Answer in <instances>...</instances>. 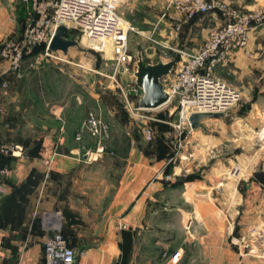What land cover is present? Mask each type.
<instances>
[{"label": "crops", "instance_id": "0c3cea01", "mask_svg": "<svg viewBox=\"0 0 264 264\" xmlns=\"http://www.w3.org/2000/svg\"><path fill=\"white\" fill-rule=\"evenodd\" d=\"M221 1L244 10L264 5ZM33 10V0H0V83L10 82L16 113L27 98L28 113L43 115L39 137L3 141L22 152L0 153V171L8 170L0 173L7 191L0 195V264H44L43 246L56 226L76 251V264H168L176 252L182 255L177 264H264V186L254 178L243 192L225 180L228 153L219 148L231 139L217 121L223 117L205 119L164 160L158 150L115 139L118 119L105 113L110 152L85 153L94 144L85 134L77 139L86 118L83 99L75 97L73 105L65 100L82 78L41 77L39 89H32V77L10 71L2 56L19 11L28 17ZM263 43L264 28L253 31L249 46L234 53L230 65L244 70L247 54ZM259 161L250 159L253 177L264 172V159L260 166Z\"/></svg>", "mask_w": 264, "mask_h": 264}, {"label": "rangeland", "instance_id": "374dc122", "mask_svg": "<svg viewBox=\"0 0 264 264\" xmlns=\"http://www.w3.org/2000/svg\"><path fill=\"white\" fill-rule=\"evenodd\" d=\"M171 1L126 0L120 5L118 13L123 26L128 30L129 57L128 61L121 65L117 64L109 51L94 50L90 41L70 27L68 37L78 41L79 47L71 48L67 54L50 52L51 56H46L44 40L48 39V28L45 24H41L40 15L35 8L31 13L29 12L28 17L19 11L14 32L3 41L2 50L7 47L6 44L11 45L14 54L22 49L20 61L26 64L24 73L29 77H81L83 82L67 94L66 101L71 100L73 105L75 97H81L85 117L92 109L105 122L106 114L115 113L118 119L114 128L115 139L124 141L125 145L127 140H134L147 152L155 153L158 150L157 153H160L164 160L172 159L177 152L176 145L179 147L181 143L184 144L183 140L188 133V127L182 130L175 127L179 119L177 103L173 102L145 112L156 121L138 122L126 109L124 95L126 93L133 99L130 89L135 81L134 68L139 56L146 64H155L159 61L168 62L178 55L175 68L177 70L183 61L181 53L192 52V49L200 50L211 32L220 26L223 20L220 13L215 11L198 15L178 27L171 20L163 18ZM259 47L261 48L255 49L252 55L247 54L250 60L248 63L245 62L244 70H239L240 68L230 63L215 70L217 78L241 92L239 102L224 114L223 120L217 121L225 128V133L231 139V142L219 148V153H223L224 150L228 153L226 160H223L225 165L222 164L227 177L225 180L239 185L243 192L254 179L252 176L254 168L252 164L250 165V159L260 160L258 166L264 159V43ZM170 76L172 74L163 81L167 83ZM91 86H93L92 91L99 95L98 98H95L94 92L91 94ZM0 89L6 97L3 105L0 106V140L20 142L32 136V133L39 137L43 115L28 113L27 98H23L20 102V105L21 103L24 105L20 106L23 108L22 111L16 113L10 100L11 88L5 89L0 86ZM220 127L217 126V130H214L215 135L218 134ZM148 129L152 132L151 140L146 138ZM84 134L92 144L97 143L89 132ZM111 140L110 135V138L104 142L103 153L110 152ZM94 145L85 153H97V145L95 147ZM241 153L246 154V158L242 157V159ZM232 160L235 162L233 163ZM239 167H243V172ZM167 178L170 180V174ZM227 197L229 198V195Z\"/></svg>", "mask_w": 264, "mask_h": 264}, {"label": "built area", "instance_id": "2783aa9c", "mask_svg": "<svg viewBox=\"0 0 264 264\" xmlns=\"http://www.w3.org/2000/svg\"><path fill=\"white\" fill-rule=\"evenodd\" d=\"M125 1L33 0V7L40 15L41 24L48 28V39L44 40L46 56H51L47 47L56 27L64 24L79 31L84 39L92 43L94 50L109 51L118 65L126 63L129 59L128 30L123 26L118 13V8ZM215 11L221 14L222 24L211 32L200 50L181 53L183 61L180 68L172 73L167 83L163 81L165 89L170 94L167 104L177 103L179 119L175 127L178 130L188 127V132H191L189 117L193 113L226 114L239 102L241 92L217 78L215 70L219 66H227L234 53L249 46L253 31L264 28V5L244 10L229 6L221 0H172L163 18L181 27L198 15ZM6 45L2 56L9 61V70L21 72L22 49L14 54L11 45ZM9 85L10 82L7 80L0 83L1 88L5 89ZM130 91L133 99L125 93L124 100L131 117L138 122L156 121L145 114L149 110L139 108L138 99L142 91L136 86L135 81ZM84 132H89L96 139L97 153H103L104 142L110 138V127L92 110L88 111L78 132V140ZM146 136L148 140L152 139L151 129L147 130ZM14 151L22 152V148L18 145H5L0 140V153L9 155ZM0 173L6 175L8 170L2 169ZM6 193V189L0 185V195ZM43 251L44 264H76V251L69 246L58 226L53 228V232L46 239ZM181 257L180 252L168 256V264H177Z\"/></svg>", "mask_w": 264, "mask_h": 264}, {"label": "water", "instance_id": "95a60500", "mask_svg": "<svg viewBox=\"0 0 264 264\" xmlns=\"http://www.w3.org/2000/svg\"><path fill=\"white\" fill-rule=\"evenodd\" d=\"M70 28L59 24L48 44V51L67 54L71 48L79 47V42L68 37ZM179 56L168 62L159 61L155 64H146L139 56L134 68L135 84L141 89L142 95L138 99V106L144 110H156L169 102L170 94L165 89L163 79L173 73ZM223 113H193L189 117V124L193 130L203 128V121L209 118L223 117ZM254 178L264 186V172L258 171Z\"/></svg>", "mask_w": 264, "mask_h": 264}, {"label": "trees", "instance_id": "16d2710c", "mask_svg": "<svg viewBox=\"0 0 264 264\" xmlns=\"http://www.w3.org/2000/svg\"><path fill=\"white\" fill-rule=\"evenodd\" d=\"M45 46H46V44H45ZM25 66H26V64L23 62L22 63V70L25 69ZM29 83H30V86H32V89L33 88L35 89V87L38 89L40 87V85H41V77H32L30 79V82ZM35 83H36V85H34Z\"/></svg>", "mask_w": 264, "mask_h": 264}]
</instances>
